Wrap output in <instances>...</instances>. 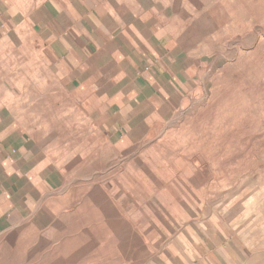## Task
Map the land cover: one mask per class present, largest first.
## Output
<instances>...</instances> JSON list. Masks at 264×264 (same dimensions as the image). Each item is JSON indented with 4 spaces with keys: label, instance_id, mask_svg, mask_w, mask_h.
I'll return each mask as SVG.
<instances>
[{
    "label": "rangeland",
    "instance_id": "1",
    "mask_svg": "<svg viewBox=\"0 0 264 264\" xmlns=\"http://www.w3.org/2000/svg\"><path fill=\"white\" fill-rule=\"evenodd\" d=\"M111 1L158 46L135 72L154 68L156 94L120 140L37 39L0 50L5 102L47 159L40 196L0 226V264H264V0Z\"/></svg>",
    "mask_w": 264,
    "mask_h": 264
},
{
    "label": "crops",
    "instance_id": "2",
    "mask_svg": "<svg viewBox=\"0 0 264 264\" xmlns=\"http://www.w3.org/2000/svg\"><path fill=\"white\" fill-rule=\"evenodd\" d=\"M111 3L0 0V50L20 35L37 39L55 83L87 116L97 117L99 131L120 140L133 120V100L139 103L156 94L154 68L142 77L135 72L143 62H151L144 52L155 53L158 46L136 25L117 22L127 17L116 13ZM119 78L121 85L114 88ZM2 86L0 79V226L29 209L47 182L46 154L32 135V121L27 112L5 102Z\"/></svg>",
    "mask_w": 264,
    "mask_h": 264
}]
</instances>
